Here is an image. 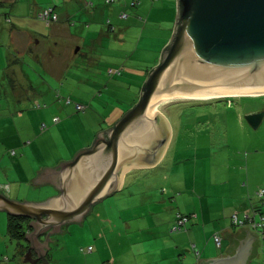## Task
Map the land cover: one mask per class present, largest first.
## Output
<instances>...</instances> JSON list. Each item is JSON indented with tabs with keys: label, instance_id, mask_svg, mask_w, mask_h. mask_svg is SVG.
I'll list each match as a JSON object with an SVG mask.
<instances>
[{
	"label": "rangeland",
	"instance_id": "374dc122",
	"mask_svg": "<svg viewBox=\"0 0 264 264\" xmlns=\"http://www.w3.org/2000/svg\"><path fill=\"white\" fill-rule=\"evenodd\" d=\"M85 1L84 7L73 9L71 13L76 16L72 20L78 22L81 17L85 26L81 37L87 30L97 31L102 45L92 47V52L81 47L75 56L77 60L72 62L64 45L73 40L64 38L61 51L45 64L26 58V73L31 72L34 78L28 85L32 84L35 92L29 90L18 103L11 100V137L23 142L12 141L10 147L16 153L7 155L15 161L24 159L26 178H20L23 173L19 171H14L19 178L13 171L10 178L0 176L1 183L9 184L1 190L10 198L39 201L53 195L56 190L51 186L29 182L32 173L47 163L38 160L39 156L44 151L50 155L48 150L51 151V163L59 156L74 155L84 138L107 129L133 104L139 86L159 59L164 32L161 33V27L149 28L140 16L142 0L136 6H131L129 0ZM121 11L128 18L119 17ZM77 45L81 43L76 42ZM87 55L94 60L92 72L78 66ZM107 65L117 66L120 73L109 74ZM80 71L88 72L94 83L79 81L76 74ZM76 103L85 108L77 110ZM260 104H264V93L162 103L158 109L170 117L174 127L172 144L163 162L152 170L141 171L131 185V198L120 200L113 193L96 202L80 223H68L60 232L51 234L47 253L50 264H169L170 259L179 255L172 240L176 233L185 230V226L173 230L172 219L180 208L198 204L201 196L209 205L225 203L230 211L235 209L239 213L242 205L248 208L260 204L264 213V195L257 192L264 187V119L254 129L243 117L244 109ZM53 116L59 120L54 121ZM44 138L47 142L51 138V146ZM29 139L41 148L28 147L25 141ZM19 143L26 145V149L19 147ZM73 144L78 147H72ZM13 179L18 181L12 183ZM173 186L179 192L172 199ZM180 194L183 199L178 197ZM123 204L128 206L122 208ZM7 216L0 211V258L8 257L0 264H39L26 260V240L8 233ZM220 225L215 223L212 227L219 229ZM260 247L259 255L249 264H264L263 240Z\"/></svg>",
	"mask_w": 264,
	"mask_h": 264
},
{
	"label": "water",
	"instance_id": "95a60500",
	"mask_svg": "<svg viewBox=\"0 0 264 264\" xmlns=\"http://www.w3.org/2000/svg\"><path fill=\"white\" fill-rule=\"evenodd\" d=\"M171 39L141 87L138 100L112 126L96 133L90 146L71 159L45 166L33 179L58 191L44 200H16L0 192V211L29 219L26 260L50 264L48 239L68 223H80L92 206L119 189L130 166L156 163L164 151L170 124L163 113L146 114L156 93L264 92V0H176ZM256 129L264 104L243 110ZM233 255L198 259V264H244L249 234ZM45 235L44 240L40 237ZM32 251L36 257L32 258Z\"/></svg>",
	"mask_w": 264,
	"mask_h": 264
},
{
	"label": "crops",
	"instance_id": "0c3cea01",
	"mask_svg": "<svg viewBox=\"0 0 264 264\" xmlns=\"http://www.w3.org/2000/svg\"><path fill=\"white\" fill-rule=\"evenodd\" d=\"M138 1L139 2L136 5L141 3V0ZM154 1L155 0H142L143 9L140 11V16L145 18L147 24L149 23V28L161 27V33L164 32V47L166 44H168L174 31L177 17V3L176 0ZM90 3L92 4V1H90ZM85 5V0H0V176L2 175L4 178H10L12 171V174H16L18 178L21 172L23 175L20 176V178H26L24 177L26 173L24 159L15 161L7 156L15 155L16 153V151L10 147L12 141L14 143L20 141L23 142V140H12L11 137V100L13 98L18 103L21 101L22 97L27 96L29 90L30 92H35L34 87H31L32 84L28 85V83H31V80L34 78L31 72L26 73V58H33L40 63L45 64V62L50 57H55V55L61 51L62 48H60V42L64 38L73 40L71 41L70 45H64V47L68 50L69 58H72V62L77 60L75 56H77V53L80 52L82 49L81 47L86 46L90 48L89 50L92 52V47L103 44L102 41H100L101 36H98V32L94 30H87L84 37H81L85 30L84 21H81V17H78V22L72 20L76 16L75 14L71 13L73 9H75L76 6L79 8L82 6L84 7ZM46 7H52L53 10L58 14L57 21L53 22L51 25H46L45 21L38 17L41 10ZM108 29L112 31L116 30V32L118 31V29H115L113 26H108ZM100 33H102V31H100ZM152 36L155 35H148L149 38ZM87 38H90L91 41L88 42ZM76 42H80L81 45L75 46ZM159 60L160 56L158 61H156V64L159 62ZM93 63L94 60H92V57L87 55L78 66L89 68L90 72H92L91 64ZM107 66V72L109 68L117 69V66ZM76 76H78L79 81L84 83H94V81L88 77V72L81 73L80 71V73L76 74ZM142 85L139 86L137 97L135 98L132 95L134 97V101L130 107H132L138 100ZM123 102L127 104L126 101ZM125 111H123V113ZM158 113H160L159 110ZM167 118L170 124V133L164 151L162 152L159 160L153 165L130 166L122 176L119 189L114 192L118 194V199L124 200V197L131 198V185L137 180V176L141 174V171L152 170L154 167H158L163 162L172 144V132L174 128L170 117ZM110 126H112V124ZM95 135H88V139L87 137L84 138L83 142L81 141L80 143L82 145H80L79 149L90 146ZM50 139L51 138H49V142H47V138H44V140L48 143V146H51ZM25 144H28V147L33 146V148H36L37 146L39 149L41 148V145L39 146L38 143H34V140L32 139L25 141ZM18 146L25 147L24 149L27 147L26 145L23 146L21 143H19ZM66 146H68V144ZM73 146L75 145L73 144L72 147ZM77 147L78 146H75L74 148ZM12 150L13 152H11ZM48 152L50 155H45L46 151H44V155L42 154L43 156H39L38 160H44L47 161V163H42V165H40L41 167L37 168L36 171L32 173L29 182L32 185L40 187L49 185L55 189V187L51 184L35 183L33 182V179L37 175V172L43 167L55 166L63 160L71 159L74 155H72L73 153L71 152L72 154L70 153V156H59L57 160L49 163L50 159L54 156L52 155L51 151L48 150ZM14 171H19V174L15 173ZM26 180L28 181V179ZM16 181L18 180H11L12 183H15ZM8 186V183L0 182V192L3 193L4 191L1 189H7ZM172 189L173 195H171V198L173 199L174 195H177L179 192V188H175L173 186ZM57 193L58 191L56 190L53 195ZM182 195L180 194L178 197L183 199ZM50 196L52 195H49L48 197ZM203 197L204 196L199 197L198 204H195L193 207L183 210L179 207L180 210H182H179L180 213L184 212V214L194 215L189 216L188 221L185 224V230L175 234V238H173L172 242L177 246L176 248L179 249V255L170 259L169 264H198V259L233 255L236 252L235 248L240 244L239 239H243L246 236L244 226L247 227L250 235L255 236L251 241L250 252L247 254L246 261L244 263L249 264L251 260L255 258V256L259 255L258 250H262L260 247L262 238L259 231L249 223H244L242 225L233 224L232 215L236 214L241 218L245 212L250 211L251 208L256 207L257 205L248 208H246L245 205H242V211L240 212L241 215H239L240 213L235 209L230 211V207H228L225 203L221 206L218 204L216 207H214L213 205H209V203H207ZM176 204L178 205L179 202ZM127 206L128 204H123L122 208H126ZM173 219H175V217ZM173 219L172 222L174 223ZM211 223L221 224L220 228L217 229L216 226L212 227ZM216 233L221 236L220 246H215L214 244L215 242L213 240V235ZM209 236L210 238H208ZM223 240H225V243ZM5 257L6 259L2 260L6 261L8 259L7 256ZM119 264H123V262ZM124 264H126V262Z\"/></svg>",
	"mask_w": 264,
	"mask_h": 264
},
{
	"label": "built area",
	"instance_id": "2783aa9c",
	"mask_svg": "<svg viewBox=\"0 0 264 264\" xmlns=\"http://www.w3.org/2000/svg\"><path fill=\"white\" fill-rule=\"evenodd\" d=\"M105 1L106 2H112L114 0H105ZM137 3H138L137 0L131 1V4H133V5L137 4ZM38 17L43 19L45 21L46 25H51L53 22L57 21L58 14H57V12H55L53 10L52 7H46V8H43L41 10ZM119 17L126 18L127 14L125 12H121L119 14ZM108 73L109 74L119 73V69L109 68ZM67 101L69 102L70 100L67 99ZM37 106H39V104H37ZM75 108L77 110H83L85 108V105H83L81 103H76ZM53 120L57 121L58 117H54ZM42 126H45V124H43ZM11 152H13V150ZM257 192H258V195L262 197L264 195V187H261L259 190H257ZM190 215H194V214H183V213L178 212L176 217H175L172 229L177 230V229H181L183 226H185ZM232 222L235 225H242L244 223H249L251 226H253L255 229H257L259 231L261 238L264 239V216H262L258 212V210L256 211L254 208H251V210L245 212L243 217H241V218L238 217L236 214H233L232 215ZM213 240H214L216 246H220L221 236L218 233L213 235ZM88 249H90V246ZM2 259H6V257L0 258V260H2Z\"/></svg>",
	"mask_w": 264,
	"mask_h": 264
},
{
	"label": "bare ground",
	"instance_id": "6f19581e",
	"mask_svg": "<svg viewBox=\"0 0 264 264\" xmlns=\"http://www.w3.org/2000/svg\"><path fill=\"white\" fill-rule=\"evenodd\" d=\"M261 92H249V91H241V92H233V93H223V92H217V93H209V94H189V93H183V92H175V91H166V92H160L154 94L152 97L147 109L146 114L148 115H154L158 113V108L162 103H166L169 101H175V100H182V99H196V98H211V97H220V96H233V95H257Z\"/></svg>",
	"mask_w": 264,
	"mask_h": 264
},
{
	"label": "trees",
	"instance_id": "16d2710c",
	"mask_svg": "<svg viewBox=\"0 0 264 264\" xmlns=\"http://www.w3.org/2000/svg\"><path fill=\"white\" fill-rule=\"evenodd\" d=\"M131 1L132 0H130V4H131ZM131 5H133V4H131ZM134 5H136V4H134ZM119 73H120V69H119ZM253 208L256 211L258 210V212L262 216H264V213L261 210L260 204L257 205L256 207H253ZM28 222H29V219L28 218L20 217V216H13V215H9L8 214V216H7V231H8V233L10 235L24 238L25 233L30 229V227L28 225ZM262 240L264 241V239H262ZM38 262H39V264H41L40 261H38Z\"/></svg>",
	"mask_w": 264,
	"mask_h": 264
},
{
	"label": "flooded vegetation",
	"instance_id": "af4514ba",
	"mask_svg": "<svg viewBox=\"0 0 264 264\" xmlns=\"http://www.w3.org/2000/svg\"><path fill=\"white\" fill-rule=\"evenodd\" d=\"M261 96H262V95H261ZM245 98H251V99H254V98H256V97H250V96H247V97H245ZM228 99H230V98L228 97ZM252 107L254 108V107H256V106H252ZM252 107H250V108H252ZM40 238H41L42 240H44L45 235H42ZM26 243H27V242H26ZM28 246H29V245H28V243H27V248H28ZM31 254L33 255L32 258H33V257H36V253H35V252L32 251Z\"/></svg>",
	"mask_w": 264,
	"mask_h": 264
}]
</instances>
